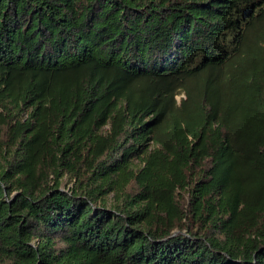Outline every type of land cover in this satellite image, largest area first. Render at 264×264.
I'll use <instances>...</instances> for the list:
<instances>
[{
    "label": "trees",
    "instance_id": "trees-1",
    "mask_svg": "<svg viewBox=\"0 0 264 264\" xmlns=\"http://www.w3.org/2000/svg\"><path fill=\"white\" fill-rule=\"evenodd\" d=\"M0 264H264V0H0Z\"/></svg>",
    "mask_w": 264,
    "mask_h": 264
},
{
    "label": "rangeland",
    "instance_id": "rangeland-1",
    "mask_svg": "<svg viewBox=\"0 0 264 264\" xmlns=\"http://www.w3.org/2000/svg\"><path fill=\"white\" fill-rule=\"evenodd\" d=\"M180 96H181L180 94L177 95V99H179ZM69 186H70V184H68V185L66 186V188H68Z\"/></svg>",
    "mask_w": 264,
    "mask_h": 264
}]
</instances>
